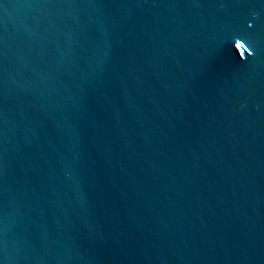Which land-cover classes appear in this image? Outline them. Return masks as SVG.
<instances>
[{"label":"water","instance_id":"water-1","mask_svg":"<svg viewBox=\"0 0 264 264\" xmlns=\"http://www.w3.org/2000/svg\"><path fill=\"white\" fill-rule=\"evenodd\" d=\"M0 264H264V0H0Z\"/></svg>","mask_w":264,"mask_h":264},{"label":"snow or ice","instance_id":"snow-or-ice-1","mask_svg":"<svg viewBox=\"0 0 264 264\" xmlns=\"http://www.w3.org/2000/svg\"><path fill=\"white\" fill-rule=\"evenodd\" d=\"M237 47H240V45H237Z\"/></svg>","mask_w":264,"mask_h":264}]
</instances>
